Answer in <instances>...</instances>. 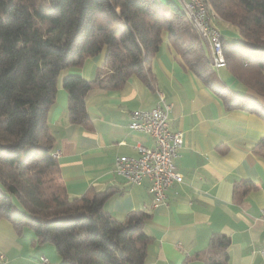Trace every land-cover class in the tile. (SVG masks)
Here are the masks:
<instances>
[{
  "label": "trees",
  "instance_id": "1",
  "mask_svg": "<svg viewBox=\"0 0 264 264\" xmlns=\"http://www.w3.org/2000/svg\"><path fill=\"white\" fill-rule=\"evenodd\" d=\"M206 3L217 29L219 22L237 29L234 42L222 36V69L246 94L215 76L209 52L180 3L169 1L166 9L161 0H0V219L19 231L32 229L37 244L54 246L61 264H146L152 243L145 232L150 214L134 211L119 221L105 210L114 189L70 197L59 184L48 118L66 70L104 53L93 79L62 80L69 121L83 128L90 126L89 92L118 90L133 76L154 89L151 64L165 43L226 110L264 120V0ZM253 152L264 158V138ZM245 183L246 191L254 188ZM229 246L228 237L215 235L191 258L228 264Z\"/></svg>",
  "mask_w": 264,
  "mask_h": 264
},
{
  "label": "crops",
  "instance_id": "2",
  "mask_svg": "<svg viewBox=\"0 0 264 264\" xmlns=\"http://www.w3.org/2000/svg\"><path fill=\"white\" fill-rule=\"evenodd\" d=\"M218 25L225 41L238 39L233 25ZM103 62L104 53L88 58L80 68L66 70L49 113L60 182L70 197L112 188L117 194L107 201L105 210L113 218L124 221L134 211L150 214L145 232L152 243L146 264H184L186 260L204 264L191 257L204 252L215 235L230 239L228 264H264L257 253L264 248L259 219L264 210V158L253 152L264 138V120L245 111L226 110L219 96L178 64L165 43L151 64L154 89L133 76L118 90H93L86 96L90 126L71 124L63 78L93 79ZM216 71L231 90L247 93L226 69ZM158 92L172 104L171 130L184 133V147L175 161L184 180L170 187L168 206L153 208L149 182L128 183L116 174L114 164L118 157L138 156L139 146L154 147L151 137L130 130L129 123L132 112L158 106ZM245 182L254 188L246 191ZM0 255L4 256L0 264H42V256L49 264H61L54 246L37 244L32 229L19 231L6 219H0Z\"/></svg>",
  "mask_w": 264,
  "mask_h": 264
},
{
  "label": "built area",
  "instance_id": "3",
  "mask_svg": "<svg viewBox=\"0 0 264 264\" xmlns=\"http://www.w3.org/2000/svg\"><path fill=\"white\" fill-rule=\"evenodd\" d=\"M183 6L191 13L197 28L207 39L211 50V57L219 62L217 52V38L220 31L214 26L209 16L201 12L200 0H181ZM158 106L150 111H134L131 113L129 129L151 137L154 147L139 146L138 156H121L115 160L114 169L118 176L132 185H142L149 182L148 191L153 198V208L168 206V191L174 183H182L184 177L177 170L175 161L184 147V133L174 132L169 125V115L172 104L167 102L166 96L158 92ZM58 158L59 154H53ZM260 222L264 229V210L261 212ZM264 260V248L257 252ZM4 256L0 255V263ZM42 264H49V260L41 257Z\"/></svg>",
  "mask_w": 264,
  "mask_h": 264
},
{
  "label": "bare ground",
  "instance_id": "4",
  "mask_svg": "<svg viewBox=\"0 0 264 264\" xmlns=\"http://www.w3.org/2000/svg\"><path fill=\"white\" fill-rule=\"evenodd\" d=\"M178 1L181 3V0H178ZM181 5H182L183 10L185 11L189 21L191 22V24L193 25L194 29L196 30L198 36L201 38V40L203 41L205 46L208 47V49L210 51V59H211V63H212L213 69L215 68L216 70H219V69H222V68L226 67V58H225V55H224V52H223V48H222V35H220L219 38H217V52L219 54V62L221 64V66H219L218 63L216 62L215 57H211V50H210L209 45L207 43V39L205 38L203 33L197 28L196 21H195L194 17L183 6L182 3H181ZM200 6H201V12L204 14V16H209V20H212L211 15H209V9H208V5L206 3V0H200Z\"/></svg>",
  "mask_w": 264,
  "mask_h": 264
},
{
  "label": "rangeland",
  "instance_id": "5",
  "mask_svg": "<svg viewBox=\"0 0 264 264\" xmlns=\"http://www.w3.org/2000/svg\"><path fill=\"white\" fill-rule=\"evenodd\" d=\"M161 1H162L163 4L165 5V8H166V9L168 8V4H167V3H168L169 1H171V2H173V3H176V4H178V5H179V3H180V2L177 1V0H161ZM178 2H179V3H178ZM180 4H181V3H180ZM181 6H182V5H181ZM182 8H183V7H182ZM211 18H212V17H211ZM218 29H219V31H220V30L223 31V28H222L221 26H219V25H218ZM221 31H220V32H221ZM217 75H218V72L216 71V72H215V76L217 77ZM59 184L62 185V183H61L60 181H59Z\"/></svg>",
  "mask_w": 264,
  "mask_h": 264
}]
</instances>
